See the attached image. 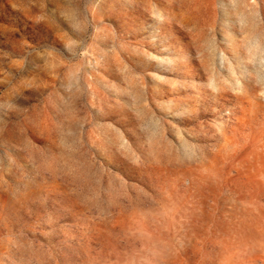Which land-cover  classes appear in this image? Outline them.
<instances>
[{"label": "rangeland", "instance_id": "obj_1", "mask_svg": "<svg viewBox=\"0 0 264 264\" xmlns=\"http://www.w3.org/2000/svg\"><path fill=\"white\" fill-rule=\"evenodd\" d=\"M0 264H264V0H0Z\"/></svg>", "mask_w": 264, "mask_h": 264}]
</instances>
